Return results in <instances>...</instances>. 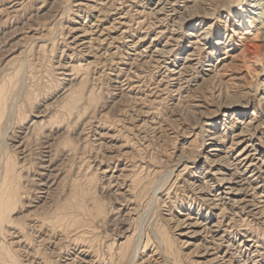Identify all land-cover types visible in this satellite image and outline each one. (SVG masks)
Masks as SVG:
<instances>
[{
  "label": "bare ground",
  "instance_id": "1",
  "mask_svg": "<svg viewBox=\"0 0 264 264\" xmlns=\"http://www.w3.org/2000/svg\"><path fill=\"white\" fill-rule=\"evenodd\" d=\"M75 3L74 6H84L92 14L83 23L73 20L65 43L79 52L85 63L65 61L60 66L63 77L56 79L71 84L88 66L97 65L102 55L111 61L123 55L118 57L124 60L123 64L137 63L145 71L133 70V75H129L127 71L131 69L126 68L124 80L128 90L140 87V79L153 73L150 96L145 100L149 105L144 115L151 118L147 126L158 136L172 137L175 135L168 125L174 124L180 140L175 162H171L172 167L159 181L154 182L150 176L159 167L149 164L144 172V165L124 163L114 170V182L111 180L114 184L121 180L120 193L131 220L141 216L142 201L148 199L158 203L161 225L143 238L140 225H127L113 251L115 258L101 262L90 256L91 245L79 244L85 239L76 243L77 238L81 239V233L77 234L71 247L74 259L64 262L75 264L77 258L83 264H122L127 254L136 253L142 246L138 263L151 260L153 264H176L181 259L175 256V244L183 249L184 255H192L188 264H264V234L251 226L253 223L259 231L264 230V0ZM116 29L119 35L112 34ZM246 39L256 43L257 53H247L242 41ZM9 77L6 75L0 81V136L3 126L12 123V115L23 123L36 97L35 91L27 92L24 105L29 107L9 103L6 87ZM130 77L134 78L132 85L127 82ZM63 91L66 98L57 105L59 109H54L47 119L40 113L33 116L26 130L61 125L80 117L85 106L78 108L81 105L75 89ZM92 92L85 94L90 102L94 99ZM162 96L167 97L170 108L165 120L158 115ZM124 148L123 144L116 146V159L127 153ZM10 159L0 164V223L21 196L19 172ZM107 171L102 170L106 177ZM168 177L166 187L162 182ZM59 214L55 220L43 217L31 222L43 236L61 240L66 225ZM75 216H70L71 226H82ZM26 240L24 234L16 242L29 247ZM7 246L0 242L3 250L0 259L5 264H20ZM37 254L35 250L32 255L38 262L49 264L45 256L40 258Z\"/></svg>",
  "mask_w": 264,
  "mask_h": 264
},
{
  "label": "rangeland",
  "instance_id": "2",
  "mask_svg": "<svg viewBox=\"0 0 264 264\" xmlns=\"http://www.w3.org/2000/svg\"><path fill=\"white\" fill-rule=\"evenodd\" d=\"M76 1L82 0H0V81L6 75L11 77L10 83L7 82L6 85L8 102L12 105L16 102L24 105L27 92H36L32 108L30 106L32 111L23 123L12 115V123L3 126L0 136V164L11 157L14 169L19 172L18 186L21 192L18 201L5 215V223H0V242L5 247L8 245L7 248L9 247L20 264H41L32 255L35 250L39 253L37 256H45L44 259L49 264H67L65 262L69 261L68 258L74 259L75 255L71 251L72 240L80 233L81 239L77 238L76 243L85 239L79 244L91 245L90 256L100 262L115 258L113 251L116 250V244L127 225H140L142 238L150 234L152 228L161 225L158 203L142 199L144 205L140 208L141 218L131 220L128 207L124 206L122 200L123 194L120 193L121 180H116L118 183L114 184L113 172L123 166V163L144 165L145 172V166L150 164V167H159L157 172L150 174L154 182L159 181L165 171L172 167L179 151L180 136L174 124H169L171 127L168 125V129L172 128L169 129L172 135H175L172 137L158 136L146 124L151 119L144 114L149 105L145 100L150 96L153 73H146L140 79V87L128 90L124 80L125 71L130 67L131 70L127 71L129 75H133V70L145 72L137 63L129 66L122 63L123 59H118L123 55L115 56L112 61L102 55L97 65L88 66L79 78L71 80V84L56 79L63 77L60 66L65 61L85 63V58L79 52L69 49L65 43L70 34L69 28L74 24L73 20L83 23L92 14L84 6H74ZM74 13L79 15L78 18H75ZM112 34L119 35V29ZM130 35L134 36L132 32ZM242 41L248 54L258 52L254 41ZM118 51L121 54L123 52ZM133 80L130 77L127 82L132 85ZM69 87L78 94L81 105L78 108L81 107V110L85 106L79 113L80 117L70 118L61 125L46 124L43 129L38 127L31 131L26 130L33 116L40 113L39 115L47 119L48 115L58 110L66 98L63 90ZM89 90H93L94 99L91 102L85 95ZM44 107H49L46 108L48 113L44 112ZM158 109V115L165 120L170 111L166 96L161 97ZM120 144L124 145L127 153L116 159V146ZM10 153L12 155L9 157ZM102 170H108L109 179ZM168 181L169 177L162 184L167 187ZM57 213L63 215L61 222L66 225V231L60 236L61 240H57L56 235L52 239L37 232L31 222L33 219L44 217L55 220ZM67 213L71 215L68 216ZM72 215H76L75 218L82 226H71L69 220ZM251 226L264 234V230L259 231L253 223ZM24 234L29 247L16 242ZM141 248L139 246L136 253L127 254L129 259L126 256L122 264H153L151 260L138 263ZM173 249L175 256L181 259L176 264H188L192 255H184L183 249L175 244ZM0 253L3 254V250L0 249ZM75 261V264H83L77 262V258ZM3 263L0 259V264Z\"/></svg>",
  "mask_w": 264,
  "mask_h": 264
}]
</instances>
